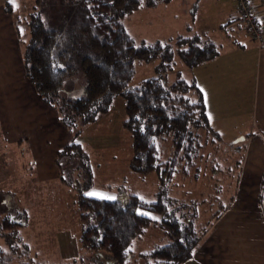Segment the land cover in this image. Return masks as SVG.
I'll use <instances>...</instances> for the list:
<instances>
[{
  "label": "rangeland",
  "instance_id": "obj_1",
  "mask_svg": "<svg viewBox=\"0 0 264 264\" xmlns=\"http://www.w3.org/2000/svg\"><path fill=\"white\" fill-rule=\"evenodd\" d=\"M52 1L55 0H15L14 7L8 0H0V264H115L108 252L83 247L77 199L85 179L78 175L81 171L78 167L69 164L64 167L67 170L63 175L72 179L62 182L55 159L57 151L70 140L81 144L88 158L91 180L81 190L83 194L97 191L116 198L121 194H135L149 201L155 199L159 180L156 171L144 173L130 168L132 137L123 126V98L115 97L109 111L97 122L84 126L73 139L59 121L57 108L41 101L29 84L22 68L25 45L22 42L29 37L26 23L29 18L37 17L44 6L46 13L55 17L59 6L51 4ZM221 1L191 0L187 4L183 0H171L157 8L143 5L124 17V27L136 44L170 43L174 51L170 69L160 68L159 58L136 59L129 86H137L155 76L168 85L178 74L189 82L194 81L192 69L185 65L176 46L177 39L173 38L200 31V24L214 33L213 28L221 19L218 13ZM253 5L258 12L259 4L253 0ZM191 9L196 10L193 16H190ZM233 25L234 20L229 27ZM248 113L227 110L230 117L213 123L227 125L224 128L229 126V131H225L229 134L235 126H244L250 120ZM194 131L197 134L193 144L199 146L197 155L192 163H184L185 170L178 169L166 184V191L185 205L186 215L193 211L197 216L195 224L200 227L210 221L212 211L220 210L225 204L226 194H233L235 174L231 172L240 153L229 151L234 141L225 142L212 129ZM156 145L163 159L171 154L169 136L158 137ZM228 157L231 164L222 166ZM195 199L199 207L195 206ZM168 241L162 229L150 225L140 238L133 239L130 255L122 264H143V252Z\"/></svg>",
  "mask_w": 264,
  "mask_h": 264
},
{
  "label": "trees",
  "instance_id": "obj_2",
  "mask_svg": "<svg viewBox=\"0 0 264 264\" xmlns=\"http://www.w3.org/2000/svg\"><path fill=\"white\" fill-rule=\"evenodd\" d=\"M167 1L55 0L51 4L59 6V13L52 17L45 6L41 7L37 17L26 23L29 37L22 42L28 81L43 102L57 108L61 121L74 136L106 114L119 96L124 102L123 126L132 137L130 168L157 172L159 189L154 200L142 201L135 194L101 200L81 192L91 182L88 158L81 146L72 141L57 153L62 182L70 178L63 175L69 164L78 167L83 173L78 175L85 179L77 199L83 247L108 252L115 264H122L130 255L133 239L140 238L150 225L162 229L169 241L143 252V264L186 261L206 229L197 227L193 211L186 215L185 205L166 191V184L178 169L185 170L184 163H192L197 155L194 130H211L201 89L180 74L168 85L155 76L129 86L136 59L159 58L160 68L170 69L174 51L170 43L136 44L122 20L143 5ZM176 46L189 68L219 52L213 41L199 35L178 37ZM163 136H169L172 144L171 154L164 159L156 145V139ZM137 209L151 212L158 219L138 215Z\"/></svg>",
  "mask_w": 264,
  "mask_h": 264
},
{
  "label": "crops",
  "instance_id": "obj_3",
  "mask_svg": "<svg viewBox=\"0 0 264 264\" xmlns=\"http://www.w3.org/2000/svg\"><path fill=\"white\" fill-rule=\"evenodd\" d=\"M170 1L145 6L157 8ZM183 1L187 4L191 2ZM224 1L218 7L221 19L217 20L214 33L200 24V31L173 38L199 35L218 46L219 52L215 57L191 68L192 75L202 91L207 117H211V129L216 131V136L223 137L225 142L234 141V147H230L232 150L229 151L240 153L236 157L234 172H231L235 174L233 194H226L225 204L216 210L219 211L217 216L214 217V211L209 214L212 215L211 222L207 219L209 222L202 225L206 227L205 232L194 247L191 257L180 264H264V36L261 45L253 42L238 21L235 1ZM255 1L259 4L256 9L261 15L264 29V0ZM183 8L189 11V8ZM190 11V16H193L196 10ZM230 18L234 20L232 27H229L232 21ZM22 68L25 75L23 59ZM227 110L233 113L248 111L250 120L244 126H235L231 133L226 134L229 126L224 128L227 125L218 122L214 124L213 121L230 117ZM58 119L63 124L59 112ZM68 130L74 139L76 136L73 131ZM229 158L222 166L229 167ZM194 201L197 203L195 206L199 207L197 199Z\"/></svg>",
  "mask_w": 264,
  "mask_h": 264
},
{
  "label": "built area",
  "instance_id": "obj_4",
  "mask_svg": "<svg viewBox=\"0 0 264 264\" xmlns=\"http://www.w3.org/2000/svg\"><path fill=\"white\" fill-rule=\"evenodd\" d=\"M236 4L238 19L248 32L251 40L261 45L264 36V29L261 18L255 11L253 0H234Z\"/></svg>",
  "mask_w": 264,
  "mask_h": 264
},
{
  "label": "snow or ice",
  "instance_id": "obj_5",
  "mask_svg": "<svg viewBox=\"0 0 264 264\" xmlns=\"http://www.w3.org/2000/svg\"><path fill=\"white\" fill-rule=\"evenodd\" d=\"M8 2L10 4H13L14 7L16 6L15 5V0H8ZM20 32H21V34H23V28L20 29ZM185 51H187V50L185 49ZM137 119H139V117H137ZM209 119H211V117H209ZM74 142L75 143H79L78 141H74ZM61 151H63V149H61ZM85 195H87L89 197H95V198L101 199V200H110V201L116 200V197L115 196H111V195H108L106 193L97 192V191L86 192ZM141 200L143 201V198H141ZM149 203H153V202H149ZM137 214L138 215H141V216L150 217L153 220H157L158 219V217L152 215L151 212L143 211V210H140V209H137ZM181 243H183V241H181Z\"/></svg>",
  "mask_w": 264,
  "mask_h": 264
}]
</instances>
